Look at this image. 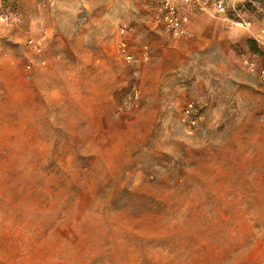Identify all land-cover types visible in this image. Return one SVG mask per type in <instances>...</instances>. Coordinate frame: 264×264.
I'll use <instances>...</instances> for the list:
<instances>
[{
  "label": "rangeland",
  "instance_id": "374dc122",
  "mask_svg": "<svg viewBox=\"0 0 264 264\" xmlns=\"http://www.w3.org/2000/svg\"><path fill=\"white\" fill-rule=\"evenodd\" d=\"M133 2L0 0V264H264V83Z\"/></svg>",
  "mask_w": 264,
  "mask_h": 264
},
{
  "label": "crops",
  "instance_id": "0c3cea01",
  "mask_svg": "<svg viewBox=\"0 0 264 264\" xmlns=\"http://www.w3.org/2000/svg\"><path fill=\"white\" fill-rule=\"evenodd\" d=\"M226 1L230 6L229 18L236 19L233 10L234 6L237 5L242 19L245 22H250V28L231 25L229 21L218 19L213 13V9L211 12H200L194 9L192 10L193 14L191 13L192 21L188 27L187 36L176 41L175 46H173L180 49V55L184 57L185 61L198 51L218 50L224 47L226 48L225 58L228 61L240 62L241 64L248 60L255 62L257 68L263 66L264 52H262L257 40L261 30L264 29V0ZM159 2L160 0H134L136 19H142L140 22L138 20L136 22L143 25L147 23L144 20L147 17V19H151L150 25H152V19L155 18V11ZM156 40L158 39L156 38ZM248 69L252 72L250 67Z\"/></svg>",
  "mask_w": 264,
  "mask_h": 264
},
{
  "label": "built area",
  "instance_id": "2783aa9c",
  "mask_svg": "<svg viewBox=\"0 0 264 264\" xmlns=\"http://www.w3.org/2000/svg\"><path fill=\"white\" fill-rule=\"evenodd\" d=\"M229 8L226 0H160L156 8V17L159 30L168 41H178L185 38L188 34V27L192 21V10L200 12H211L218 19L229 21L231 25H238L244 28H250V22H245L239 10L234 7L233 13L236 19L229 18ZM259 45L264 49V29L261 30L258 38ZM147 49V48H145ZM252 71L256 72L260 82L264 83V65L257 68L255 62L246 60L245 62Z\"/></svg>",
  "mask_w": 264,
  "mask_h": 264
}]
</instances>
